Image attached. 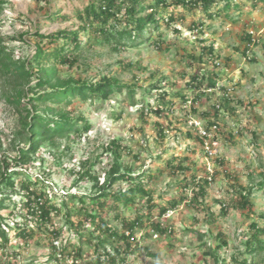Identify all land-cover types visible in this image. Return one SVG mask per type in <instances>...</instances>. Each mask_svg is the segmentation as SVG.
Segmentation results:
<instances>
[{"label": "rangeland", "instance_id": "1", "mask_svg": "<svg viewBox=\"0 0 264 264\" xmlns=\"http://www.w3.org/2000/svg\"><path fill=\"white\" fill-rule=\"evenodd\" d=\"M88 3L89 0L49 3L0 0V36L5 38L15 58L31 57L35 53L33 33L37 29L49 34L77 28L80 24L77 9ZM174 9L183 17L171 25L162 19L160 28H149L143 43L115 49L111 42L90 39L78 50L79 59L72 67L58 64L53 58L44 62L47 66L56 64L57 76L62 79L74 77L96 82L104 76H114L135 88V93L132 98L131 89L124 88L108 100L74 98L68 105L48 102L50 106L71 110L74 116H85L92 129L80 137L71 133L56 138L55 144L46 142L25 165V173L33 180L41 179L57 204H61L67 192L93 194L98 191L94 183L79 179L80 163L89 160L102 184L116 160L108 146L117 140L128 147L120 151L121 169L131 168L133 174L145 175L143 185L156 204L154 216L175 198H187L162 217L167 231L162 234L155 230L157 237L147 215V197L142 193H136L135 201L129 205H116L113 198H108L104 210L93 205L95 200L87 198L86 205L96 207V212L102 213L120 232L126 229L127 222L143 214L144 227L135 230L140 247L127 257L125 264H242L243 260L248 264H264V234L262 245L254 252H249L247 245L253 233L252 223L260 221V226H264V220L258 216L264 214V43L255 46L254 53L248 57L244 53L248 42L243 38L248 29L264 30V0H232L229 8L222 2L215 7L214 10L221 12L213 20L199 9L193 12L182 7ZM57 10L69 17H49L50 12ZM170 13L171 9L162 12L165 16ZM27 32L26 42L21 41L20 35ZM84 36L85 40L89 38L88 33ZM261 36L264 42V31ZM201 40L205 44L214 42L219 57L204 56L200 61ZM195 73L200 74V82L206 89L200 99L196 97L200 92L187 85ZM36 83L33 79L31 85ZM212 83L215 87H211ZM155 84H161L162 90L170 93L167 99L173 104L166 106L158 100ZM222 87L229 93L226 101L219 98L224 94ZM8 96V86L0 73V142L9 156H16L13 144L18 142L22 114L8 101ZM159 106L170 111L161 115L147 111ZM217 107L218 112L214 110ZM191 118L205 125L217 121L216 155L209 156L205 151L203 139L189 125ZM172 156H175L174 166L183 161L191 171L175 173L167 165ZM190 173L202 179L212 176L206 195L197 202L192 200L193 187H184V177ZM136 183L119 181L110 189L126 190ZM242 188L250 193L252 211L235 206ZM4 194L10 195V190ZM21 203V196L14 194L7 207H0V216L11 226L15 222L11 212L17 214ZM224 204L229 206L227 210L223 209ZM69 207L76 208L70 216L72 220L82 217L78 214L77 200L69 201ZM68 210L63 207L55 213L53 225L48 226L62 229L60 239H55L54 244L57 249L69 244L80 247L81 264H98L95 241L76 235L67 223ZM15 217L22 220L20 213ZM9 235V246L0 245V264H74L71 257L54 259L50 235L44 231L35 234L28 243L16 235L13 227ZM56 240L60 242L55 243Z\"/></svg>", "mask_w": 264, "mask_h": 264}, {"label": "trees", "instance_id": "2", "mask_svg": "<svg viewBox=\"0 0 264 264\" xmlns=\"http://www.w3.org/2000/svg\"><path fill=\"white\" fill-rule=\"evenodd\" d=\"M36 1L49 3L51 0ZM231 1L89 0V3L83 9H77V18L80 21L77 28L59 29L49 34L41 33L37 29L33 33L35 36V53L28 58H15L10 48L5 44V38L0 36V73L8 86V101L22 114V128L17 132L18 142L13 144L15 145L13 149L17 151L16 156H9L0 142V150L4 151L2 153L0 151V194L2 195L0 207H7L9 205L7 204L8 201L12 200L14 194L20 195L22 198V207H19V212L17 214L11 212L12 217L15 219L13 226L5 222V219L0 216L1 246H9V229H12V227L15 229L16 235L26 243L34 238L35 234L44 231L47 236L50 235L49 241L54 259L61 260L71 257L74 264H81L82 248L75 245L70 246L69 244L60 247L58 251L54 240L60 239L62 229H56L55 226L51 229L48 228L49 225H53L54 214L61 212L64 207L69 209L67 223L75 229L76 235L80 239L86 236L88 241H95V261L98 264H125L127 257L140 247L135 230L138 227H144L143 214H139L132 221L127 222L126 229L120 232V230L110 225L102 213L96 212V207H89L86 204L87 198H92L96 201L93 205L96 204L98 209L104 210L107 199L113 198L116 205H129L135 201L136 193H142L147 197V215L151 220L150 224L153 229L162 234L166 233L167 228L162 224V217L169 210L175 209L181 200H186V196L175 198L167 206L161 207L158 215L154 216L156 204L151 193L143 185L145 175L142 173L135 175L131 168L121 169L120 151L126 150L128 147L122 146L117 140H113L108 146V149L115 153L116 160L107 171V178L102 184H100L97 173L91 168L89 160L80 163V168L77 170L79 179L94 183L98 191L93 194L67 192L61 204H57L53 202L51 193L46 189L47 186L41 183V179L33 180L25 173V165L31 161L33 154L46 142L55 144L56 138L71 133L80 137L83 133L92 129V124L85 116H74L71 110L67 111L65 107L50 106L48 102L66 103L68 105L72 103L74 98L83 101L88 99L108 100L114 93L121 92L124 88L131 89L132 98L135 93V88L123 84L114 76H104L96 82L74 77L62 79L57 76L56 64L53 63L47 66L44 62L53 58L58 64L72 67L79 59L77 56L78 50L88 44L90 39L98 40L101 38L103 41L111 42L115 49L140 44L147 39L146 33L150 27L160 28L162 19L165 18L167 24L171 25L181 18L182 14H177L175 7H182L192 12L199 9L209 20H213L221 12V10H214L215 7H219L222 2H225V7L229 8ZM170 9L171 13L168 16L162 14V12ZM58 15H61L62 18L69 17L62 15L59 10L50 12L49 17L52 18ZM194 27L199 29V26L194 25ZM175 31L178 30L175 29ZM85 33L89 34V38L86 40ZM27 34L28 32L20 35L21 41L26 42L25 35ZM243 38L248 42L244 48L246 55L249 50L248 44L251 42V36L247 33ZM11 39L16 40L18 38L12 37ZM204 56L219 57L214 42L205 44L202 41L199 60H203ZM200 77L199 73H195L187 82L188 88L200 92L196 96L199 99L206 91L204 84L200 82L202 81ZM33 79L37 80L35 85H31ZM211 87H215V83H212ZM153 89L159 91L158 100L164 101L166 106L173 104L167 99L170 93L162 90L161 84H155ZM221 89L224 94H221L219 98L225 101L228 100V90L225 87ZM185 99L186 96H183V100ZM238 101L240 102V100ZM220 106L223 105L220 104ZM214 110L219 111L218 107ZM147 111L161 115L168 113L167 111L170 110L168 107L161 108L159 106L148 108ZM193 111H196V109L194 108ZM205 114L208 115L209 113L205 112ZM214 123H217V121ZM160 134L162 137L164 136L162 129ZM174 162L175 156H172L167 161V165L172 167L175 173L191 171L190 166L184 165L183 161L176 166H174ZM184 180L185 189L193 187L192 200L197 202L200 197L206 195V186L212 179L210 180L209 176L202 179L197 174L190 173L185 175ZM119 181L130 184L137 183L129 189L112 192L111 186ZM5 190H10L11 194H4ZM249 196V191L242 188L240 198L235 203L236 208L254 210ZM103 198L104 200H102ZM76 200L80 204L78 214H81L82 217L72 220L70 216L76 212V208L69 207V201L75 202ZM15 208H18L16 201ZM22 208L24 211H22ZM228 208L229 206L224 204L223 209L227 210ZM19 213L22 216L21 221H18L15 217ZM258 216L264 220V214ZM251 228L253 233L251 239L247 241V245L249 252L252 253L258 245H262L261 235L264 234V226H260V221H255L252 223ZM127 230L130 231L129 234L126 233ZM219 235L220 238L223 237L221 233ZM223 243L225 245L226 242ZM58 252L61 257L57 255ZM242 264H248V261L243 260Z\"/></svg>", "mask_w": 264, "mask_h": 264}, {"label": "built area", "instance_id": "3", "mask_svg": "<svg viewBox=\"0 0 264 264\" xmlns=\"http://www.w3.org/2000/svg\"><path fill=\"white\" fill-rule=\"evenodd\" d=\"M264 30H259L255 31L253 28L248 29L247 33L251 36V42H249V50L247 52V56L249 54L254 53L253 48L255 46H262L263 40L261 34L263 33ZM220 107V104L217 105ZM189 125L197 132V134L204 140V148L205 151L208 153L209 156H214L218 152L217 146L219 145V137H218V130L219 126L218 123H213L211 125H205L201 120L196 119V118H191L189 120ZM209 179H212V176H209ZM172 210H169L166 214L169 215V212ZM165 214V215H166ZM155 232V230H153ZM127 234L130 233L129 230L126 231ZM155 236L157 237L158 234L155 232ZM60 241L56 240L55 243H59ZM58 247V246H56ZM60 248V247H59ZM58 248V249H59ZM59 257H61V254L58 252L57 254ZM73 261V259H72Z\"/></svg>", "mask_w": 264, "mask_h": 264}]
</instances>
